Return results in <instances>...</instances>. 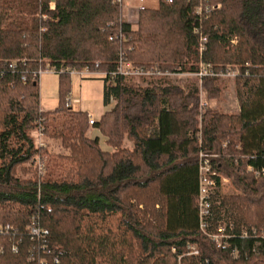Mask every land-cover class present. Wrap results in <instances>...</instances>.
Instances as JSON below:
<instances>
[{
  "label": "trees",
  "instance_id": "16d2710c",
  "mask_svg": "<svg viewBox=\"0 0 264 264\" xmlns=\"http://www.w3.org/2000/svg\"><path fill=\"white\" fill-rule=\"evenodd\" d=\"M158 3L139 10L133 30L119 23L116 0H0V264H176L179 256L184 264H264L257 235L264 233V176L247 170L264 166V0ZM119 29L124 39L109 40ZM199 33L207 36L201 57ZM120 50L135 65L162 70L194 72L199 60L214 69L239 66V113L207 102L201 111L194 84L141 87L132 81L166 78L105 77L103 102L115 105L92 125L113 148L104 151L86 135L88 113L64 103L69 75L59 76V106L40 109L33 71L94 62L112 70ZM10 60H18L14 70ZM218 79L202 78L207 100ZM38 128L42 140L61 141L69 154L38 145L31 135ZM125 137L131 149L122 148ZM200 153L216 155L212 166L238 190L213 196L204 230ZM29 162L35 177L22 180L16 169ZM33 221L47 230L44 247L27 232ZM220 224L230 235L223 246L210 237ZM188 245L198 254L186 255Z\"/></svg>",
  "mask_w": 264,
  "mask_h": 264
},
{
  "label": "built area",
  "instance_id": "2783aa9c",
  "mask_svg": "<svg viewBox=\"0 0 264 264\" xmlns=\"http://www.w3.org/2000/svg\"><path fill=\"white\" fill-rule=\"evenodd\" d=\"M171 1V0H169ZM116 2L119 5L120 8V18L119 23L122 22L121 18V9L124 5V0H116ZM219 7V5L217 6ZM196 11L200 13L202 11L201 7H197ZM109 40H117L119 43L124 39V34L121 31V29L118 30L117 33H114L108 37ZM206 42H207V36L199 33L198 35V53L200 57L202 56L205 48H206ZM25 61V59L21 60ZM18 60H10L8 61V67L11 68V70H14L17 66ZM198 67L197 70L192 71H178V70H162L161 68L157 66H144V65H135L133 64L129 59L126 58L124 53L120 50L118 52L117 58L115 60V66L112 70H101L99 68V62H94L90 64H86L81 68H75L70 66H65L62 64H54V65H48L45 68H41L38 70H35L31 73V78L33 80H37L38 76L41 72H53L58 75L61 74H75L79 76L80 78H94V77H101V78H109L113 79L116 76H123V77H134V78H159V77H165L166 79L174 78L176 76L180 75H193L195 76L201 83V80L203 77L211 76V77H217V78H232L235 79L238 75L241 74V69L237 65H230L226 64L222 66V68L214 69L209 65H205L201 60L198 61ZM2 75V72H0V76ZM22 79L25 80L26 76L23 75ZM38 82V80H37ZM199 88V87H198ZM201 88L199 89V96H201ZM64 103L67 107H72L73 104L80 103L79 98L65 96ZM200 110L203 111V109L206 106L205 101L202 100L200 97ZM40 109H42L40 107ZM94 124V119L91 118L89 115V126H92ZM37 134L38 141L36 143L38 145H43L42 143V129L38 128L35 130ZM225 145V144H223ZM210 156H216L213 154H205L200 153L199 155V161H198V195H197V207H198V214H199V221H200V228L205 229L206 227V221L211 217V203L212 198L216 193H219L220 188L222 185L227 182L228 177L223 175L221 172L214 169L210 162ZM35 166L40 174L43 173L44 165L43 160L40 158L35 159ZM247 170L252 173L256 177L264 176V166L261 167H254L252 165H247ZM28 234L30 235L31 239H37L40 240L42 243V246L44 247V242L47 235V230L37 225L34 221L26 227ZM217 232V233H216ZM215 233H211L210 237L213 239V241L216 242L218 246H223L226 242V239L230 237V235L226 232L224 225H218L216 228ZM243 234L246 236L247 233L243 232ZM260 238L264 244V235H260ZM15 245L12 246V249H15ZM187 248L190 250L191 254H198V250L194 245H188ZM1 249V248H0ZM174 250V248L172 249ZM49 252V251H48ZM232 255L236 256V251L233 250ZM179 260L177 264H182L180 261V256L178 257ZM30 259H34V256H31ZM40 262H43L44 259L40 258ZM54 261L58 262V256H54Z\"/></svg>",
  "mask_w": 264,
  "mask_h": 264
},
{
  "label": "rangeland",
  "instance_id": "374dc122",
  "mask_svg": "<svg viewBox=\"0 0 264 264\" xmlns=\"http://www.w3.org/2000/svg\"><path fill=\"white\" fill-rule=\"evenodd\" d=\"M235 43V40L232 41ZM187 64H191V59L187 60ZM186 71L188 70H181ZM60 75L53 73V72H41L38 76V87H39V106L46 111H51L57 108L61 102L60 92H59V77ZM69 93L66 96L75 97L80 99V103L73 104V110H79L88 113L93 119H99L100 116L113 108L115 105V101L111 100V102L107 105L103 102V80L101 77H94V78H80L75 74L70 75L69 80ZM135 85L146 87V86H154L155 83H162L163 85H177L182 89H186L187 86L194 84L201 88V97L203 101L207 102L208 106L212 109H217L219 112L225 114H237L239 113V106L236 97V86H235V79L232 78H223L218 79L215 81V86L218 90L216 94L212 96L209 100L206 99V94L202 89V82L193 75H180L174 78L165 79L162 81H155V80H133L132 81ZM200 100V99H199ZM98 130V129H97ZM95 130L94 127L88 126L87 133L92 132L91 134L101 136L99 130ZM31 135L35 137V140L38 141L36 131L33 130ZM43 137V136H42ZM92 137V136H91ZM105 136H101L99 138V145L100 148L104 151H113V148L109 146L106 141L104 140ZM45 140V141H44ZM43 145H46V149L50 153L55 154H69V150L66 149L62 144L61 141L45 138L41 140ZM122 148L131 149L132 142L128 138H124L122 142ZM223 174V173H222ZM16 175L22 179H31L35 177V166L31 162L25 163L16 169ZM224 175V174H223ZM226 176V175H225ZM238 190L233 185L231 179L228 177L227 182H225L219 190V195L222 197H228L230 195L237 194ZM146 197H151V193L148 192ZM152 201V200H149ZM140 208L145 209V206H140ZM149 218L148 215H146ZM223 226V224H220ZM216 232V229L213 233ZM217 233V232H216ZM258 233V232H257ZM257 235H264L263 232L258 233ZM196 247V245H195ZM197 249V247H196ZM198 250V249H197ZM186 255H191L190 250L187 248ZM182 256H180V261L182 264ZM179 258H177L178 262ZM100 261V260H99ZM98 262V260H97ZM176 262V264H177ZM102 263V262H101ZM99 264V263H98ZM103 264V263H102Z\"/></svg>",
  "mask_w": 264,
  "mask_h": 264
},
{
  "label": "crops",
  "instance_id": "0c3cea01",
  "mask_svg": "<svg viewBox=\"0 0 264 264\" xmlns=\"http://www.w3.org/2000/svg\"><path fill=\"white\" fill-rule=\"evenodd\" d=\"M159 3L158 0H124V5L122 6L121 9V18L122 21L128 24L130 29H136L138 25V15H139V10L142 8H148V9H158ZM95 130H97L95 128ZM98 131V130H97ZM92 132H88V137L89 138H100L103 136L94 135L91 134ZM92 136V137H91ZM106 141V137H104Z\"/></svg>",
  "mask_w": 264,
  "mask_h": 264
}]
</instances>
